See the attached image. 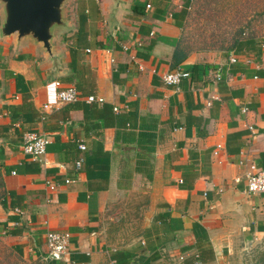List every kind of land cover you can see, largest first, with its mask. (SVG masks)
I'll use <instances>...</instances> for the list:
<instances>
[{
	"label": "crops",
	"instance_id": "crops-1",
	"mask_svg": "<svg viewBox=\"0 0 264 264\" xmlns=\"http://www.w3.org/2000/svg\"><path fill=\"white\" fill-rule=\"evenodd\" d=\"M191 3L66 0L50 51L0 38V233L23 258L212 264L264 234V192L245 180L264 170V41L190 50L173 66ZM176 67L189 77L164 83ZM69 87L104 101L56 104ZM44 103L55 108L42 121ZM27 130L49 137L38 159L22 149ZM113 208L137 209L144 246H114ZM55 231L70 234L59 258L45 244Z\"/></svg>",
	"mask_w": 264,
	"mask_h": 264
},
{
	"label": "rangeland",
	"instance_id": "rangeland-1",
	"mask_svg": "<svg viewBox=\"0 0 264 264\" xmlns=\"http://www.w3.org/2000/svg\"><path fill=\"white\" fill-rule=\"evenodd\" d=\"M1 10L0 6V24ZM239 31L237 46L247 40L256 44L264 41V0H192L181 41L190 50L225 53ZM109 215L105 223L115 247L144 246L140 243L143 227L136 208H113ZM20 256L0 233V264H41ZM212 264H264V234L231 246Z\"/></svg>",
	"mask_w": 264,
	"mask_h": 264
},
{
	"label": "built area",
	"instance_id": "built-area-1",
	"mask_svg": "<svg viewBox=\"0 0 264 264\" xmlns=\"http://www.w3.org/2000/svg\"><path fill=\"white\" fill-rule=\"evenodd\" d=\"M231 62L235 61L234 57L230 58ZM189 77V72L183 70L180 67H176L174 70L162 74V80L166 84H178L182 78ZM80 98H83L87 103L97 102L102 103L104 98L100 96L87 95L82 96L81 93L75 87H69L60 90L56 93V104L74 102ZM54 104L44 103L42 105V113L40 120H45L47 114L53 109ZM117 110V108H114ZM49 142V137L44 133L38 131L27 130L23 133L22 149L24 153L30 155L34 159H38L45 153V148ZM221 146L217 145V149ZM78 148L85 150V144L80 142ZM217 151H215L216 153ZM84 157L80 155L75 160L76 169H80L83 165ZM246 189L249 193H263L264 192V170H255L251 165L250 170L246 173ZM70 180H66L69 182ZM69 232H49L46 236L45 244L49 257L57 255L59 257L65 256L68 253L69 247ZM58 257V258H59Z\"/></svg>",
	"mask_w": 264,
	"mask_h": 264
},
{
	"label": "water",
	"instance_id": "water-1",
	"mask_svg": "<svg viewBox=\"0 0 264 264\" xmlns=\"http://www.w3.org/2000/svg\"><path fill=\"white\" fill-rule=\"evenodd\" d=\"M66 0H0V38L31 37L50 51L52 28L61 25ZM54 258L59 256L54 255Z\"/></svg>",
	"mask_w": 264,
	"mask_h": 264
},
{
	"label": "trees",
	"instance_id": "trees-1",
	"mask_svg": "<svg viewBox=\"0 0 264 264\" xmlns=\"http://www.w3.org/2000/svg\"><path fill=\"white\" fill-rule=\"evenodd\" d=\"M240 33L241 31H239L237 34H236V37L234 39V42L233 44L231 45L230 48H228L227 52H225L226 54H228L229 52H231L233 49H235V47L237 46L238 44V40H239V36H240ZM188 51H190V49H188L185 45L182 44V41L180 40V44L177 45L173 55H172V63H173V66H176L178 64L181 63V61H183L188 53ZM14 234V233H12ZM22 257V256H20ZM157 255L156 254H153V255H150L149 259L150 260H155L157 259ZM143 258V257H142ZM202 262H207V260H205L204 258L201 259Z\"/></svg>",
	"mask_w": 264,
	"mask_h": 264
}]
</instances>
